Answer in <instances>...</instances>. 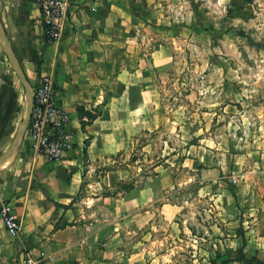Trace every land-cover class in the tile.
Returning <instances> with one entry per match:
<instances>
[{"label": "crops", "instance_id": "obj_1", "mask_svg": "<svg viewBox=\"0 0 264 264\" xmlns=\"http://www.w3.org/2000/svg\"><path fill=\"white\" fill-rule=\"evenodd\" d=\"M69 2L63 36L59 42L49 43L33 0H0L1 21L26 76L33 86L42 75L53 77L60 101L71 115L69 131L74 139V149L60 160H50L24 142L0 171V203L11 202L22 224L16 239L0 222V264H21L28 250L51 264H142L140 250L128 252L127 233L141 232L146 215L142 198L147 193L134 188L114 192L119 183L134 179L127 164L91 176L100 163L129 153L142 130H156L161 125L156 109L162 96L150 66H163L168 54V45L157 39L166 29L162 27L168 18L165 3ZM3 52L0 45V145L5 146L1 142L17 130L20 92L9 69L3 68ZM84 112L94 117L83 123ZM263 134L257 136L249 161L248 154L242 153L243 143L230 149L220 139L211 141L206 135L185 149V166L201 170L204 180L222 177L227 167L223 156L229 151L239 152L234 156L237 169L249 165L248 187L235 191L236 197L227 189L216 190L214 195L219 214L230 229L239 226L241 211L233 209L236 198L245 216V243L237 232L232 238L231 233L220 231L218 240L224 249H219L218 264L226 259H231L226 264H248L239 260L241 254L264 261ZM174 155L168 154L166 160ZM160 210L172 222L180 206L164 202Z\"/></svg>", "mask_w": 264, "mask_h": 264}, {"label": "rangeland", "instance_id": "obj_2", "mask_svg": "<svg viewBox=\"0 0 264 264\" xmlns=\"http://www.w3.org/2000/svg\"><path fill=\"white\" fill-rule=\"evenodd\" d=\"M162 1L168 18L157 39L168 45V54L163 66H150L162 96L156 109L161 125L142 130L129 153L100 163L91 177L127 164L134 179L119 183L114 192L134 188L147 193L142 198L146 210L142 230L127 233L128 252L140 250L142 264H218L219 249H224L218 240L220 231L244 238L245 216L236 198L233 209L241 211L239 226L230 229L214 195L227 189L235 196L239 188L248 187L249 165L237 169L234 156L239 152L229 151L223 156L227 167L222 177L204 180L201 170L185 166L183 157L190 144H198L206 135L230 149L243 143L242 153L251 159L257 136L264 133V0ZM3 53V68L9 69L20 92L18 129L26 109L25 90ZM83 116L88 117L82 120L85 123L92 118ZM13 137L1 142L5 146L0 145V154ZM170 153L175 155L166 160ZM164 202L180 206L172 222L162 216Z\"/></svg>", "mask_w": 264, "mask_h": 264}, {"label": "built area", "instance_id": "obj_3", "mask_svg": "<svg viewBox=\"0 0 264 264\" xmlns=\"http://www.w3.org/2000/svg\"><path fill=\"white\" fill-rule=\"evenodd\" d=\"M41 13L49 43L59 42L69 21V0H33ZM34 105L25 134V142L31 149L50 160L63 159L74 149V139L69 131L71 115L62 105L54 79L42 75L33 86ZM87 120L88 117H83ZM234 178V182H237ZM0 222L8 233L20 238L22 224L11 202L0 203ZM21 264H51L50 260L28 250L21 258Z\"/></svg>", "mask_w": 264, "mask_h": 264}, {"label": "water", "instance_id": "obj_4", "mask_svg": "<svg viewBox=\"0 0 264 264\" xmlns=\"http://www.w3.org/2000/svg\"><path fill=\"white\" fill-rule=\"evenodd\" d=\"M0 43L5 52L7 59L9 60L11 67L15 71L19 80L21 81L26 96V109L20 126L18 127L9 147L0 154V171L9 165L14 157L16 156L20 146L22 145L25 134L29 126V121L31 118V113L34 105L33 97V85L25 74V71L22 67L20 58L18 57L10 38L6 32L4 24L0 18Z\"/></svg>", "mask_w": 264, "mask_h": 264}, {"label": "trees", "instance_id": "obj_5", "mask_svg": "<svg viewBox=\"0 0 264 264\" xmlns=\"http://www.w3.org/2000/svg\"><path fill=\"white\" fill-rule=\"evenodd\" d=\"M87 114L90 115L92 118L94 117L93 115L90 114V112H84V115H87ZM92 118H91V119H92ZM83 123H85V122H83ZM139 136H140V135L136 136L135 139H134V141H135V140H138ZM142 147H144V145H143ZM159 164H160L159 162L156 163V164L154 165V167L157 166V165H159ZM110 168H111V167H110ZM239 260H243V261H245V262L248 263V264H264V261L261 260V259H258L257 257L246 258L244 254H241V255H240ZM229 261H231V259H227V260H225V261H224V264L228 263Z\"/></svg>", "mask_w": 264, "mask_h": 264}]
</instances>
